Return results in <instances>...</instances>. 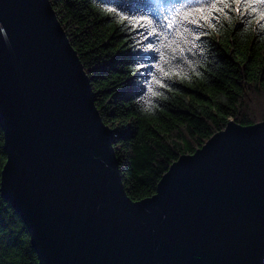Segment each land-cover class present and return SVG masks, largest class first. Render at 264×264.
I'll return each instance as SVG.
<instances>
[{
	"label": "water",
	"instance_id": "95a60500",
	"mask_svg": "<svg viewBox=\"0 0 264 264\" xmlns=\"http://www.w3.org/2000/svg\"><path fill=\"white\" fill-rule=\"evenodd\" d=\"M1 194L39 264H264V121H231L129 198L50 0H0Z\"/></svg>",
	"mask_w": 264,
	"mask_h": 264
},
{
	"label": "trees",
	"instance_id": "16d2710c",
	"mask_svg": "<svg viewBox=\"0 0 264 264\" xmlns=\"http://www.w3.org/2000/svg\"><path fill=\"white\" fill-rule=\"evenodd\" d=\"M50 2L90 78L103 122L116 129L114 148L133 201L155 195L173 163L201 149L231 121H264L259 3L257 13L232 12L214 27L197 28L183 15L168 27L176 11L196 0ZM108 6H123L130 16L149 15L152 24L130 27L109 14ZM6 160L0 126V264H39L23 220L1 194Z\"/></svg>",
	"mask_w": 264,
	"mask_h": 264
},
{
	"label": "snow or ice",
	"instance_id": "6c2138e0",
	"mask_svg": "<svg viewBox=\"0 0 264 264\" xmlns=\"http://www.w3.org/2000/svg\"><path fill=\"white\" fill-rule=\"evenodd\" d=\"M256 3L264 6V0H207L205 3L196 0L194 5L185 6L183 12L176 11L169 20L168 27H173L176 16L178 15H183L185 21L195 25L197 28H204L206 25L214 27L215 22L219 20L221 15H230L232 12H235L245 17L257 13L258 9L254 6ZM122 7L123 6H108L105 10L109 14H114L118 17L121 23H127L133 28L147 27L152 24V19H150L149 15H126L125 12L121 10ZM259 18L261 27L264 28V10L259 11ZM150 34H154V32H150ZM206 34L207 33H201V35ZM152 47L151 44L148 45V48ZM140 67H142V65ZM156 83L161 84L159 80H157ZM164 86L165 85L161 84V87ZM115 131L116 129H111L109 133L112 134V132Z\"/></svg>",
	"mask_w": 264,
	"mask_h": 264
}]
</instances>
